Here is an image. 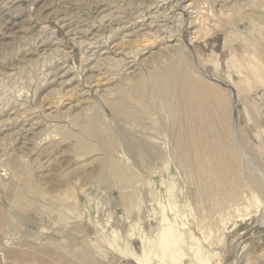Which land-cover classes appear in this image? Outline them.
<instances>
[{"label":"rangeland","instance_id":"rangeland-1","mask_svg":"<svg viewBox=\"0 0 264 264\" xmlns=\"http://www.w3.org/2000/svg\"><path fill=\"white\" fill-rule=\"evenodd\" d=\"M167 60L235 102L230 141L258 184L238 177L224 194L221 173L206 194L199 160L168 151V108L153 122L112 110L118 85L151 81ZM92 114L161 155L103 150L84 133ZM76 137L94 146L77 151ZM110 154L134 184L98 182ZM163 224L180 233L176 264H264V0H0V264H150L166 256Z\"/></svg>","mask_w":264,"mask_h":264},{"label":"bare ground","instance_id":"bare-ground-1","mask_svg":"<svg viewBox=\"0 0 264 264\" xmlns=\"http://www.w3.org/2000/svg\"><path fill=\"white\" fill-rule=\"evenodd\" d=\"M250 1H252V0H250ZM254 4L253 5L251 4L250 6L256 7V6H254ZM227 5H229V4H227ZM257 6H258V4H257ZM227 8H228V10L229 9L231 10L232 6H231V8H229L227 6ZM226 12H227V10H226ZM115 29L116 28H114V30ZM152 37H154V36H152ZM142 39H144V38H142ZM144 43H146V42H144ZM132 46H133V44H132ZM180 55H183V54H180ZM182 57H184V56H182ZM177 61H178V58H177ZM177 61L171 60L168 63V60H167V64L164 67L159 68L155 72L152 73L151 81H145L146 79L145 80L143 79L144 81H142L141 77H143V76H139L138 79H136L137 83H135V85H133L134 84V81H133L132 86L130 85L131 87H129L130 89L127 90L126 92H123L121 95L119 94L121 91V88H118V86H119L118 85L116 88H117V90L118 89H120V90L118 91V93L116 92L117 91L116 90L115 93L118 94L119 96H117V95H116L117 97L115 96L116 99L112 103V107H111V108H113L112 110H114L117 113V116L119 115L118 113H120L123 117H125L124 120L128 119V118L131 120H137V118H139V119L141 118L142 121L146 120V122L147 121L153 122L156 119V113L155 112L158 111L157 110L158 107L155 106L156 104L160 103V105H162L163 108H166V109L168 108V110L170 112V114H168L169 115V117H168L169 120L167 122L168 126L165 122V124H166L165 130L167 131V129H168V132H166V134L168 135V139H169L168 151L171 150V152H173L175 154L176 158H179V160L181 158L186 163H190V162L192 163L193 160L194 161L197 160V162H198V160H199L200 165H199V163H198V165L200 166V171L204 175V182L202 181L203 187L201 185L200 186H201V189L203 188L202 191L204 190V192L206 194H208L210 196H211V194L213 195L212 192H213V188L215 187V186L214 187L212 186L213 180H215L218 176H220L221 173H222L221 176H223V178L225 176V178H226V179L224 178V181H226L224 183H226V184H223V186L220 187L221 192L224 194H227L229 192H235L237 190V188H238L237 180L239 178H243V180H245L246 182L251 184V186H255L256 184H258L257 178L254 176V174L252 172L247 170L248 168H245V166L242 164L241 161H239V159L237 158V154L234 150L235 147L232 146V142L230 141V138H232L231 136H229L231 134V129H232L230 127V120L234 117L235 111L233 109L236 107L235 102L230 107L228 105V101H227L226 96H224L223 94H219L217 92V90L213 88V86H209L211 84H208L205 82H197L198 85L193 86L194 80L192 81V78L190 76L191 73H189L185 68L177 67L178 66ZM227 63L229 64V68L237 67L236 63L234 61V58L228 59ZM176 75H177V77H176ZM98 78H100V77H98ZM197 79L199 81H201V77H200V79L199 78H197ZM198 80H196V81H198ZM222 83L223 82H221L220 84L224 85L225 88L230 89V90H231L230 84H232V86L234 85L231 82H230V84L228 82H224V84H222ZM215 85H217V84H215ZM219 91H220V89H219ZM210 94H212L213 96ZM181 95L184 96L182 99H181ZM232 96L235 97V95H232ZM234 97H233V99H234ZM229 100H230V98H229ZM153 107H156V109H154ZM230 108L234 111V113H231L232 111L230 112ZM168 110L167 111L165 110V111L168 112ZM96 111L98 112V110H96ZM157 117H159V115ZM98 118H96V116H94L92 114L91 116H88L87 118L83 119L82 124L84 126V133L86 135H88V137H90V139H94V143H95V141H97L98 144L100 143V147L102 145L103 150L106 148V149H109L110 151H114L117 148V144L119 146V143H122L123 144V150L122 151L126 155L135 156L138 158L141 157L140 160H142V161L145 159L150 160L152 158H156V157H159L161 155L159 153L160 152L159 151L160 146L157 145L154 141L149 142L146 140L144 142V141L140 140L139 138L136 141L134 139H131L129 136V133H127L125 131L122 133L120 132L121 134L119 132H118L119 134H116L113 132H112L113 133L112 134L111 132H109L110 131L109 128H106V127H108L105 125L106 123L104 124L106 126L105 127L103 124H101V122L99 120L100 118L99 119ZM129 122H130V120H129ZM161 123L164 124V122H160V124ZM156 124H153V125H156ZM158 125H156V126H158ZM156 126H154V127L156 128ZM164 126L165 125H163V127ZM154 127H152V129ZM159 127H160V125H159ZM163 127H161V128H163ZM233 127H235V126H233ZM140 130H141V128H140ZM160 130H162V129H160ZM165 130H164V132H165ZM72 132H73V130H72ZM114 132H116V131H114ZM151 132H152V130H151ZM161 132H163V131H161ZM63 133H66V132H63ZM62 135L64 137V134H62ZM74 135H75V133H74ZM134 136L132 134V137H134ZM166 136L164 138H166ZM69 137H71V136H69ZM134 138L136 139V136ZM76 139H77V141L75 139L74 140L78 143V146H77L78 150L77 151L82 152L83 150L85 151L86 149L91 150L92 147L94 146V144H92L91 142L90 143L85 142L86 138L81 139L79 137H76ZM154 144H156V145H154ZM242 146L244 147L243 143H242ZM96 148H98V147H96ZM101 148H99V149L101 150ZM198 149H200V151ZM197 150H198V153H197ZM199 152H200V154H199ZM243 152L245 153V151H243ZM116 153H118V152H116ZM76 154H74V155H76ZM135 157H133V158H135ZM104 159H106V160L104 161V164L101 167L100 173L97 176L98 182L103 181V180H105L106 182L107 181H115L116 184L117 183L120 184L119 187H122L125 184H127V183L129 184L131 181L135 180L134 178L136 176L137 171L132 169L134 167L131 168V166H129L130 167L129 168V167H126L125 165L124 166L121 165L122 163H119L117 161V158L112 156V154L108 155ZM125 160H126V158H125ZM120 162H121V160H120ZM185 162H184V165H185ZM194 164H196V163H194ZM198 165L196 164L197 167H198ZM197 167H195V168L198 171ZM228 172H229V174H228ZM228 178L233 179L234 181L231 182V181H229L230 179H228ZM227 182H231V183H227ZM118 184H117V186H118ZM132 184H134V181L130 185H132ZM130 185H127V187ZM22 189H23V187H22ZM132 189L133 188H131V190ZM19 191H21V190H19ZM202 191H201V193H202ZM127 192H128V190H127ZM29 193L30 192H28V194ZM21 194H22V192H21ZM129 194L131 196L132 193L129 192ZM129 194H128V196H129ZM202 195H203V193H202ZM21 196H23V195H21ZM133 196H135V195H133ZM31 197H32V195H31ZM131 198H132V196H131ZM206 198H207V196H206ZM25 199H26V197H25ZM24 203H25V201H24ZM30 203H31V201H30ZM28 204H29V201H28ZM174 229L175 228H172V224H163L162 227L159 228L160 245L163 248V251L166 254V256L164 258V256L157 253L155 255V258H153V260H157L160 264H176V262L174 261V260H176V256H175V251L172 249V243L174 242L176 236L177 237L180 236V233L176 234ZM165 246H166V248H165ZM170 247H171V250L169 249ZM144 256H145V254H144ZM167 258L169 260H167ZM146 260H150V259L146 258ZM153 260L151 259L150 262L152 263ZM179 264H180V260H179Z\"/></svg>","mask_w":264,"mask_h":264}]
</instances>
